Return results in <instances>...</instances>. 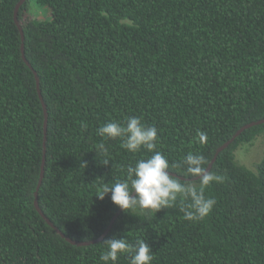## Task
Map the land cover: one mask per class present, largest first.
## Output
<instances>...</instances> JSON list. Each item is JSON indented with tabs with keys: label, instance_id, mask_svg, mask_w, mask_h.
I'll return each instance as SVG.
<instances>
[{
	"label": "trees",
	"instance_id": "trees-1",
	"mask_svg": "<svg viewBox=\"0 0 264 264\" xmlns=\"http://www.w3.org/2000/svg\"><path fill=\"white\" fill-rule=\"evenodd\" d=\"M20 1L0 0V264H102L112 237L149 243L152 264H264V155L255 171L234 157L264 124L213 163L223 181L206 189L216 205L204 221L184 220L179 204L150 217L122 212L101 242L80 247L35 207L45 152V217L72 241L105 233L120 209L98 189L151 155L97 135L107 122L138 116L156 126L170 162L192 152L209 167L263 120L264 0H34L49 16L40 19L27 0L22 32Z\"/></svg>",
	"mask_w": 264,
	"mask_h": 264
},
{
	"label": "clouds",
	"instance_id": "clouds-1",
	"mask_svg": "<svg viewBox=\"0 0 264 264\" xmlns=\"http://www.w3.org/2000/svg\"><path fill=\"white\" fill-rule=\"evenodd\" d=\"M81 127L86 129L87 124ZM97 135L105 140L121 141V147L134 155L151 153L139 158L134 165H128L121 180L104 181L97 191L99 200L103 201L110 194L112 203L128 215L140 213L150 217L178 204L183 219L188 222H201L211 215L216 200L205 192L213 183L222 182L223 177L209 171L202 154L189 152L181 160L170 162L157 150L156 126L145 124L138 116L128 117L123 124L114 120L102 124ZM206 139L205 133H197V142L203 144ZM101 152L106 157L101 163L109 165L108 148L103 142L98 145L97 153ZM82 166L87 167L83 162ZM103 244L106 250L100 255L102 264H117L125 254L129 264H152L154 259L150 244L143 239L131 244L123 237H112Z\"/></svg>",
	"mask_w": 264,
	"mask_h": 264
},
{
	"label": "water",
	"instance_id": "water-1",
	"mask_svg": "<svg viewBox=\"0 0 264 264\" xmlns=\"http://www.w3.org/2000/svg\"><path fill=\"white\" fill-rule=\"evenodd\" d=\"M27 0H21L16 8V13H15V20H16V23H17V26L19 27V29L21 30L22 32V29H21V25H20V22L18 21V10L19 8L26 2ZM22 37H23V40H24V35L22 33ZM24 47V45H23ZM23 56H24V49H23ZM38 81V86H39V80ZM39 94H40V98L41 100H43V97H42V94L41 92L39 91ZM44 105V110H45V138H44V147H46V141H47V122H48V113H47V110H46V106L45 104ZM261 124H264V119L261 120V121H257V122H254V123H251V124H248L244 127H242L237 133L236 135L230 140L228 141L227 143H225L224 145H222L216 152L215 154V157L213 159V161L211 162V164L209 165V171H211L212 169V165L213 163L216 161L218 155L224 151L226 148H228L232 143H234L236 141V139L246 130L254 127V126H257V125H261ZM45 152H44V157H43V164H42V168H41V175H40V179H39V183H38V186H37V191H36V194H35V207L36 209L38 210V212L42 215V217L47 221V223L52 227L54 228L60 235L62 238H65L69 243H72L76 246H80V247H86V246H90V245H94V244H97L99 242H101L108 234L109 232L111 231V228L113 227L115 221L117 220V218L120 216V214L123 212L121 209L118 211V213L115 215V217L113 218V220L111 221L109 227L107 228V230L105 231V233L98 239L94 240V241H89V242H77V241H72L71 239L69 238H66L58 229L57 227H55L53 225V223H51V221L45 217V215L43 214V212L41 211L40 207H39V203H38V191L43 183V178H44V173H45Z\"/></svg>",
	"mask_w": 264,
	"mask_h": 264
},
{
	"label": "rangeland",
	"instance_id": "rangeland-1",
	"mask_svg": "<svg viewBox=\"0 0 264 264\" xmlns=\"http://www.w3.org/2000/svg\"><path fill=\"white\" fill-rule=\"evenodd\" d=\"M31 10L30 16L33 18H46V9L36 6L34 0H30ZM49 16H47L48 18ZM264 155V134L255 138L249 144H243L238 147L234 153L235 161L252 171L256 170L257 165L262 160Z\"/></svg>",
	"mask_w": 264,
	"mask_h": 264
}]
</instances>
